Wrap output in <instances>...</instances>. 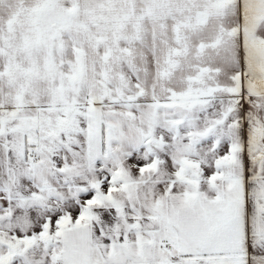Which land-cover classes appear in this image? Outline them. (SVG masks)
<instances>
[{
  "label": "snow or ice",
  "instance_id": "6c2138e0",
  "mask_svg": "<svg viewBox=\"0 0 264 264\" xmlns=\"http://www.w3.org/2000/svg\"><path fill=\"white\" fill-rule=\"evenodd\" d=\"M0 264H264V0H0Z\"/></svg>",
  "mask_w": 264,
  "mask_h": 264
}]
</instances>
